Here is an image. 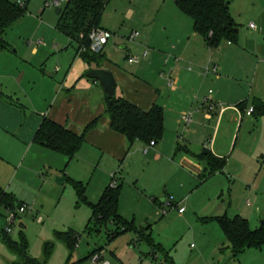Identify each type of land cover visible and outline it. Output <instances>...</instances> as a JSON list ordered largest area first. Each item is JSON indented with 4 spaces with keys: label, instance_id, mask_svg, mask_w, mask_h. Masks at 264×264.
Listing matches in <instances>:
<instances>
[{
    "label": "rangeland",
    "instance_id": "1",
    "mask_svg": "<svg viewBox=\"0 0 264 264\" xmlns=\"http://www.w3.org/2000/svg\"><path fill=\"white\" fill-rule=\"evenodd\" d=\"M9 1L25 5L26 10L4 36L8 50L0 49V188L16 200L14 210L0 209V264H264V245L233 257L215 221L240 217L250 230L264 225L263 116L244 114L242 121L234 123L230 113L225 114L216 137L210 129L200 148V134L188 138L185 132L191 123L186 125L183 117L192 113L180 112L183 92H171L175 86L169 85L168 78L178 84L157 63L148 76L166 89L159 104L168 100L171 112L155 149L140 142L119 163L100 154L93 157L92 150L84 149L69 162L31 141L25 143L21 134L10 130L14 117L9 110L34 119L47 109L49 96L74 68L75 52L57 30L56 10H62L67 0ZM105 1L100 27L111 38L102 53L121 68L138 67H130L125 59L136 50L150 55L167 45L173 27L170 11L177 9L173 0ZM225 1L238 26V38L232 46L223 42L219 49L254 51L255 45H261V53L232 57L227 63L238 78L227 74L231 80L224 83L239 89L247 112L257 95L264 98V0ZM135 32L139 37L132 41ZM218 74L227 79L224 72ZM210 91L216 92L217 87L208 84L205 94L211 96ZM214 141L229 152L223 171L209 175L197 166L191 152L203 153ZM62 178L65 182L57 184ZM72 181L82 183L84 198L91 204H97L113 183L120 187L118 214L129 227L93 223L92 212L80 202ZM20 206L26 208L23 213L18 212ZM12 212L15 219L8 224ZM58 233L75 236V247L69 249L59 241ZM8 241L17 244L20 252L10 250Z\"/></svg>",
    "mask_w": 264,
    "mask_h": 264
},
{
    "label": "crops",
    "instance_id": "2",
    "mask_svg": "<svg viewBox=\"0 0 264 264\" xmlns=\"http://www.w3.org/2000/svg\"><path fill=\"white\" fill-rule=\"evenodd\" d=\"M170 12L172 14L173 23V27L171 28L172 36H170L169 42L164 48L157 49L158 51L154 50L150 55H148L147 51L142 52L140 49L136 50V54L127 55L125 59L127 65L130 67L133 65L128 63V58L134 57L139 60V63L136 65L138 67H135L136 69L134 70H125L121 68L117 63L113 62L110 57L108 58L105 53H102L106 58L101 62L98 69H103L113 75L117 83L116 97L123 98L145 112L149 111L154 105L162 108L164 125L166 123L167 113L171 111H168V100L162 105L159 104V101L163 93L166 92V89L155 79L151 80L148 75L157 68L154 67L157 63L159 64L158 68L163 66L162 69H164V71L169 70V77L172 76L175 79V84H178L174 85V82L168 78V80L173 83L172 87L175 86L174 90H171V92L173 94L179 93L180 91H182L183 94L189 92L187 96L182 94L181 104L179 105L181 106V113L187 111L192 113L191 124L185 131L186 135L189 138L190 135L200 134V138L202 139L199 146L203 148V142L206 140L209 130L213 129L215 136L216 133H218L219 123L222 121L225 114L230 113V121L236 123L238 120L242 121L244 114L247 113V103L246 100H243V97L240 96L241 93L239 89L236 87L233 89L229 87L227 83H224L225 81L231 80L229 77L235 78L234 80H236V77L238 78L237 75L234 77V75L230 73L227 63H229V59L232 57L237 58L242 57V55L253 57L252 54L261 53V45H255L253 48L254 51L241 50L240 48H222L220 50L219 47L217 49H210L205 45L203 40L193 32L192 21L190 23L184 20L182 18L183 16H181L182 13H180L178 9L171 10ZM130 14L131 11L128 13V16H130ZM252 25L255 27V29L252 30L256 31V26L254 24ZM103 30L107 31L106 29ZM146 40L147 38L143 41ZM226 46L232 45L226 42ZM68 48H71L69 46V41ZM144 53H146L145 58H143ZM163 59L165 60L164 63ZM74 63V68L67 71L63 81L56 88L54 96H49V103L51 105L47 107V109L42 110L40 115L36 118L23 119L24 117H22L20 113L9 110V112H13L12 115L14 117V124L10 126V130L14 133L21 134L25 143L30 141L34 143V134L43 118L66 127L70 132L76 135L81 134L86 125L98 118L96 127L87 133L85 142L79 153L84 149L87 151L92 150L93 157L96 154H100L111 163H119L125 160L132 148L140 142H135L133 145H130L123 136L111 130L109 119L105 114L107 107L100 85L98 82L86 77L90 70L97 69L96 66L94 64L87 65L76 55H74ZM141 64H143L142 67L140 66ZM214 66L217 67L216 74L210 72V69ZM257 67H259V64ZM206 69H208L209 72L204 74ZM160 72H162V70ZM218 72H224V77L227 79L223 80ZM227 74H229V77H227ZM246 75L252 76L250 73ZM251 79L252 81L254 80V78ZM208 84H211V86L215 88L217 87L216 92L211 93L210 91L211 96L205 94V87ZM227 87L228 95L223 98V91H225ZM259 96L260 95H257V97L252 100L251 105H249L250 108L254 109V103L257 100L264 104V98ZM9 106H14V104L9 103ZM186 109L188 110L186 111ZM20 111L22 112V110ZM253 115L255 114L248 117ZM261 116L264 118V115ZM145 146L146 148H156V144L153 146L149 144ZM203 151L211 153L217 159L226 160L229 148L224 150L223 147H218L214 141L209 147L207 146L206 149H203ZM79 153L76 157L79 156ZM191 155L196 161L197 166L203 169L204 173L206 168L205 163L199 161L198 157L205 154L193 151ZM85 157L83 156V158ZM156 157H158V155H156ZM85 160L86 162L91 161L88 157L85 158ZM187 161H191V159H187Z\"/></svg>",
    "mask_w": 264,
    "mask_h": 264
},
{
    "label": "trees",
    "instance_id": "3",
    "mask_svg": "<svg viewBox=\"0 0 264 264\" xmlns=\"http://www.w3.org/2000/svg\"><path fill=\"white\" fill-rule=\"evenodd\" d=\"M173 2L180 13L191 19L193 32L208 48L217 49L223 42H237L238 26L225 0H173ZM105 4V0H67L64 8L58 9L57 30L68 39L69 46L73 48L77 57L87 65L96 64L97 69L100 62L105 59L101 54L91 53L89 35L93 30L101 29L100 22ZM25 10L23 4L0 0V49L8 50L9 45L4 41V36L24 16ZM105 114L111 130L123 136L130 145L135 142L155 145L163 138L164 115L159 106L154 105L145 112L123 98L116 97L115 105L106 108ZM252 114L257 117L264 115V104L255 101ZM97 123L98 118L86 125L81 134L76 135L66 127L43 118L33 141L40 147L64 156L70 162L76 158L87 133L95 128ZM198 160L205 163V172H209V175L222 172L226 163L225 159H217L211 153L199 156ZM72 185L80 202L90 208L93 223L97 226L112 223L124 230L129 227V223L118 214L120 187L107 189L97 204H91L84 198L85 188L82 183L72 181ZM15 203L14 197L0 188V209L12 211ZM215 221L235 258L246 249L260 248L264 245V225L256 230H250L247 221L240 217L228 219L224 216L216 218ZM56 237L69 249L76 245V237L70 233H58ZM7 245L10 250L20 252L17 244L8 241Z\"/></svg>",
    "mask_w": 264,
    "mask_h": 264
},
{
    "label": "built area",
    "instance_id": "4",
    "mask_svg": "<svg viewBox=\"0 0 264 264\" xmlns=\"http://www.w3.org/2000/svg\"><path fill=\"white\" fill-rule=\"evenodd\" d=\"M54 4L57 6L58 5V2L54 1ZM21 5V3H20ZM250 28L251 29H255V27L251 24L250 25ZM139 37V34L137 32L133 33L131 36H130V40L134 41L136 40L137 38ZM111 38V34L103 29H97V30H93L90 35H89V40H90V51L92 54L94 55H100L102 54L103 52V49L104 47L107 45L108 43V40ZM146 57V53L143 54V58ZM128 63L129 64H132V65H137L139 63V60L137 58H128ZM190 70V69H188ZM207 72H209L208 69L205 70V73L206 74ZM210 72H212L213 74H216L217 73V67L214 66L213 68L210 69ZM169 85L172 86L173 83L172 81L169 80ZM253 113V108H250L248 111H247V115L250 116L252 115ZM183 122L186 124V125H189L190 122H191V115H185L183 117ZM150 146H153L154 144L153 143H150L149 144ZM115 183H113L111 185V188H114L115 187ZM169 206H171L170 203H168ZM26 210L25 206H21L19 209H18V212L19 213H23L24 211ZM183 210L180 209L179 210V213H182ZM15 219V214L10 213V215H8V224H13V221ZM6 231H9V229H7Z\"/></svg>",
    "mask_w": 264,
    "mask_h": 264
},
{
    "label": "water",
    "instance_id": "5",
    "mask_svg": "<svg viewBox=\"0 0 264 264\" xmlns=\"http://www.w3.org/2000/svg\"><path fill=\"white\" fill-rule=\"evenodd\" d=\"M56 12L57 14H59L58 9L56 10ZM86 77L99 83L104 96L106 107L109 108L114 106L116 102L117 83L113 75L103 69H93L87 73ZM203 153L206 154L207 151H203ZM64 182V178L57 180V184L59 185H62Z\"/></svg>",
    "mask_w": 264,
    "mask_h": 264
}]
</instances>
